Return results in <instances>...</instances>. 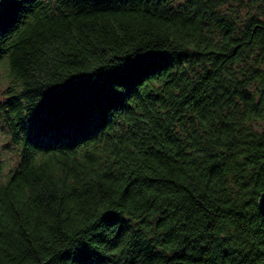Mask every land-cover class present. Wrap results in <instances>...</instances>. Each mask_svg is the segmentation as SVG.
Masks as SVG:
<instances>
[{"label": "trees", "instance_id": "trees-1", "mask_svg": "<svg viewBox=\"0 0 264 264\" xmlns=\"http://www.w3.org/2000/svg\"><path fill=\"white\" fill-rule=\"evenodd\" d=\"M0 264H264V0H0Z\"/></svg>", "mask_w": 264, "mask_h": 264}, {"label": "rangeland", "instance_id": "rangeland-1", "mask_svg": "<svg viewBox=\"0 0 264 264\" xmlns=\"http://www.w3.org/2000/svg\"><path fill=\"white\" fill-rule=\"evenodd\" d=\"M6 59L4 64L0 65V100L6 95L7 88L13 84L11 77L6 74ZM12 143L8 135V128L0 114V177L7 171L9 165L13 164L15 160V153L13 152Z\"/></svg>", "mask_w": 264, "mask_h": 264}, {"label": "water", "instance_id": "water-1", "mask_svg": "<svg viewBox=\"0 0 264 264\" xmlns=\"http://www.w3.org/2000/svg\"><path fill=\"white\" fill-rule=\"evenodd\" d=\"M258 204L261 212L264 214V189L260 191L259 198H258Z\"/></svg>", "mask_w": 264, "mask_h": 264}]
</instances>
